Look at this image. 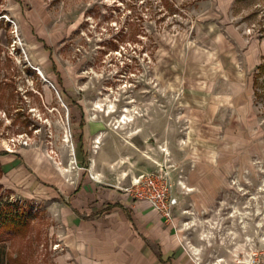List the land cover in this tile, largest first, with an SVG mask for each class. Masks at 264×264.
Listing matches in <instances>:
<instances>
[{
    "label": "rangeland",
    "instance_id": "rangeland-1",
    "mask_svg": "<svg viewBox=\"0 0 264 264\" xmlns=\"http://www.w3.org/2000/svg\"><path fill=\"white\" fill-rule=\"evenodd\" d=\"M186 38L218 49L229 80L202 74L213 58L183 47ZM225 95L235 107L219 103ZM127 107L141 116L117 131ZM191 119L193 142L216 150V164L206 151L180 149ZM91 124L100 129L86 136ZM24 153L70 182L84 172L130 196L133 177L159 176L177 200L171 219L180 218L188 247L201 249V264H236L237 244L264 223V0H0V156ZM4 176L0 164V264H61L70 197L41 179ZM17 214L21 231L10 225Z\"/></svg>",
    "mask_w": 264,
    "mask_h": 264
},
{
    "label": "crops",
    "instance_id": "crops-1",
    "mask_svg": "<svg viewBox=\"0 0 264 264\" xmlns=\"http://www.w3.org/2000/svg\"><path fill=\"white\" fill-rule=\"evenodd\" d=\"M99 129L91 124L86 136ZM31 157L29 153L0 156L4 182L41 179L70 197L62 207L66 249L61 264H201L195 244L190 248L186 243L180 218L168 220L150 203L135 201L118 186L105 188L84 172L70 182V173ZM121 180L118 177L119 184Z\"/></svg>",
    "mask_w": 264,
    "mask_h": 264
},
{
    "label": "bare ground",
    "instance_id": "bare-ground-1",
    "mask_svg": "<svg viewBox=\"0 0 264 264\" xmlns=\"http://www.w3.org/2000/svg\"><path fill=\"white\" fill-rule=\"evenodd\" d=\"M211 29L215 28L214 25H211L210 26ZM173 45V43H172ZM182 46L185 48H188L191 52H202L203 54H205L208 58H213V61L211 63L208 64V67L206 68L205 65L203 64H200L199 65V68H200V72L204 75H206L209 79H212L214 77H216L217 75H221L225 80H229V74H228V71L226 70L225 68V65H224V62L223 60L221 59L220 57V53H219V50L218 49H208V48H205L203 46H200L198 45L196 42H194L193 40H190L189 38H186L183 40L182 42ZM181 53L184 55L185 54V51L181 50ZM32 58L34 59V61L36 63H38V59L35 55V53L32 52ZM232 62L233 63H238V57L235 53L232 54ZM159 76V75H158ZM236 76L240 79H243L245 80L246 79V73H245V70L243 69H238L237 72H236ZM160 77V76H159ZM206 85H207V81H203L201 82V89L205 90L206 89ZM219 100V103L221 105H223L224 107L225 106H229V107H235L234 103H232V101L230 100L231 97L230 95H225V96H222L220 98H217ZM186 103L184 102H181V107H184L186 106L185 105ZM190 104L188 103L187 106H189ZM96 108L102 110V111H105L106 109L103 108V104L102 103H99L96 105ZM115 104L113 103V101H111L109 103V106H108V114L107 116H111L113 113H115ZM138 116H141L140 112L138 111V109L136 107H127L125 108V110L123 111V113H121L119 116H117L115 118L116 122H115V128L117 131H122L124 129H127V128H132L133 125H134V122L136 121V119L138 118ZM191 125H192V129H191V132H190V137H189V142L188 141H185L184 144H183V147H181L180 149L181 150H184V151H188L190 152L191 154H194V155H199L200 153H203L206 151L205 153V157H206V161L208 163H211V164H216L217 163V157H218V152L216 150H213V149H208V150H201V148L199 147V144L198 143H194L193 142V138L192 136L194 135V132L196 131V122L195 120L191 119ZM133 131V129H132ZM136 132H132V135L133 134H136ZM67 141H70V136L68 135L67 136ZM103 137H104V132L102 133H99L95 136V141H94V149H95V152L98 153L99 150L101 149V146H102V142H103ZM129 145H131L133 148L135 149H138L137 146L130 140V141H127ZM71 147V146H69ZM163 151V154L164 155H170V149L169 147H164L162 149ZM144 156L151 160L153 163L155 164H159V162L157 160H155L151 155L147 154V153H144ZM96 160L95 158L92 159V170L96 167ZM71 169L67 168V169H64L65 172L67 171H70ZM95 178H98L99 176L94 174ZM127 174H123L122 175V178L123 180H126L127 179ZM93 177V176H92ZM190 190V189H189ZM212 232L210 231L209 234H207V237L211 238L212 237ZM214 237V236H213ZM196 251L198 253H201V249L197 248ZM214 264H229L228 261L226 259H218Z\"/></svg>",
    "mask_w": 264,
    "mask_h": 264
},
{
    "label": "built area",
    "instance_id": "built-area-1",
    "mask_svg": "<svg viewBox=\"0 0 264 264\" xmlns=\"http://www.w3.org/2000/svg\"><path fill=\"white\" fill-rule=\"evenodd\" d=\"M126 190L135 200L148 202L164 217L172 218L177 200L171 196L168 183L159 176L146 173L137 178L133 177L131 186ZM235 249L238 252L236 264H264V223L257 221L255 232L252 235H245L244 242L238 243Z\"/></svg>",
    "mask_w": 264,
    "mask_h": 264
},
{
    "label": "trees",
    "instance_id": "trees-1",
    "mask_svg": "<svg viewBox=\"0 0 264 264\" xmlns=\"http://www.w3.org/2000/svg\"><path fill=\"white\" fill-rule=\"evenodd\" d=\"M17 218L12 217L10 220V225H12L14 228L16 227L19 231L24 229L23 227H26V223L24 222V219L22 217H19L20 214H17Z\"/></svg>",
    "mask_w": 264,
    "mask_h": 264
}]
</instances>
